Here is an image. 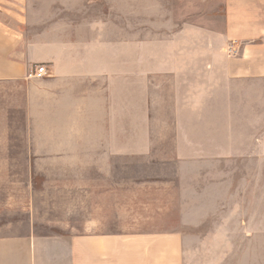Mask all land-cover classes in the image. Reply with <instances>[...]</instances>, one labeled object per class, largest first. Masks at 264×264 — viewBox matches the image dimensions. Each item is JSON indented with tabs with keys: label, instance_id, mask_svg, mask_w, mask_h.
<instances>
[{
	"label": "rangeland",
	"instance_id": "rangeland-1",
	"mask_svg": "<svg viewBox=\"0 0 264 264\" xmlns=\"http://www.w3.org/2000/svg\"><path fill=\"white\" fill-rule=\"evenodd\" d=\"M192 59L205 54L135 55L134 71L89 80L103 90L94 100L98 112L73 108L79 101H72L38 103L24 118L11 112L4 123L0 114V133L11 141L0 144V242L91 232L158 235L162 246L146 247L147 264H225L220 251L239 246L238 264L260 260L250 256L249 241H218V217L248 215L245 187L240 211L231 204L221 211L220 178L254 162L218 161L229 148L212 146L211 117L201 109L210 101L188 99V85L179 80L187 71L180 62ZM229 117L224 109L213 120ZM174 235H182L177 246L170 243Z\"/></svg>",
	"mask_w": 264,
	"mask_h": 264
},
{
	"label": "crops",
	"instance_id": "crops-1",
	"mask_svg": "<svg viewBox=\"0 0 264 264\" xmlns=\"http://www.w3.org/2000/svg\"><path fill=\"white\" fill-rule=\"evenodd\" d=\"M166 52L205 54L178 66L187 70L179 78L186 96L210 101L201 109L211 117L212 146L229 148L218 161L254 162L220 178L221 211H240L245 187L248 215L218 217V241H249L250 256L262 257L255 264H264V0H0L1 121L15 111L24 118L38 103L79 101L69 106L98 112L103 90L89 80L134 71L135 55ZM39 65L44 80L30 75ZM224 109L228 121L213 120ZM0 134V144L11 142ZM171 237L177 246L182 235ZM153 245L162 246L161 236H31L0 242V264H147ZM243 254L239 246L219 258L238 264Z\"/></svg>",
	"mask_w": 264,
	"mask_h": 264
},
{
	"label": "built area",
	"instance_id": "built-area-1",
	"mask_svg": "<svg viewBox=\"0 0 264 264\" xmlns=\"http://www.w3.org/2000/svg\"><path fill=\"white\" fill-rule=\"evenodd\" d=\"M32 78L41 79L46 76V68L43 65H39L33 68L30 74Z\"/></svg>",
	"mask_w": 264,
	"mask_h": 264
}]
</instances>
